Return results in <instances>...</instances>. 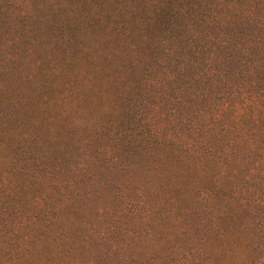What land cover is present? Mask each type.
Returning <instances> with one entry per match:
<instances>
[{"label": "rangeland", "instance_id": "rangeland-1", "mask_svg": "<svg viewBox=\"0 0 264 264\" xmlns=\"http://www.w3.org/2000/svg\"><path fill=\"white\" fill-rule=\"evenodd\" d=\"M242 13L264 0H0V264H264L260 55L231 48V102L204 72Z\"/></svg>", "mask_w": 264, "mask_h": 264}, {"label": "trees", "instance_id": "trees-1", "mask_svg": "<svg viewBox=\"0 0 264 264\" xmlns=\"http://www.w3.org/2000/svg\"><path fill=\"white\" fill-rule=\"evenodd\" d=\"M232 14L233 13H230L229 17H231ZM246 20H248V18L243 13L238 17L237 20L232 19L231 20L232 28H230L229 30L227 29V34H228L227 37H225L224 40L217 41V43L212 42V45L209 47L210 49L206 51L207 55L205 54L206 56L204 58L205 75L213 73L216 77L217 84L220 85V87L229 89V91H227L224 94V96L221 98L222 100H227L228 102H231V99L234 96V94L231 91L232 83L226 79L227 75L225 72V68H227L228 64L231 65L233 61H234V65L239 61L238 58H234L233 60L234 56L231 48L243 50V52H246L247 54L250 55L254 53H256L255 55L257 56L260 55L259 59L252 61L251 66L253 69L255 68L256 70H261V69L264 70V22L260 24L257 23L253 24V22L248 23ZM228 24H230V21L228 22ZM215 26L217 25L214 26L203 25V29L201 30V32L204 33L205 31L208 30L204 28H210L212 30H215L217 28ZM245 44H249V45H247L244 48ZM254 62H256L257 65H254ZM226 106H228V103ZM259 106L260 108L258 109V111L251 116L252 120L256 121L255 122L257 123L256 128H258V130L264 128V109L262 108L261 105ZM243 111L244 109L241 108L235 113L236 119H239L243 115H246L244 114L245 112ZM235 135L238 136V134ZM215 137H217V134H215L213 138ZM243 137L244 138L240 137V140L243 143H247V146L251 144L253 148L257 150V152H261V153L264 152L263 149L264 142L259 141L258 139L255 140L249 139L251 137H246L245 135H243ZM241 250L243 251L237 253L239 255L235 254L236 257L239 258L241 256L242 259L247 260L249 258L250 247L243 246Z\"/></svg>", "mask_w": 264, "mask_h": 264}]
</instances>
